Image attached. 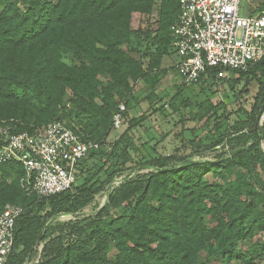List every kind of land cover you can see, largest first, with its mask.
Masks as SVG:
<instances>
[{
	"label": "trees",
	"instance_id": "16d2710c",
	"mask_svg": "<svg viewBox=\"0 0 264 264\" xmlns=\"http://www.w3.org/2000/svg\"><path fill=\"white\" fill-rule=\"evenodd\" d=\"M179 14V0H0V118L18 119L28 130L77 119L79 126L64 122L85 139L102 141L78 168L83 184L49 197L21 185L20 162L0 163V214L8 203L24 207L6 264H25L42 242L31 264H264V139L257 124L264 59L246 72L231 71L238 76L229 81L232 88L245 82L237 99L258 83L251 110L182 101L196 122L236 115L227 130L230 154L196 160L194 154L220 143L202 146L194 139L191 154L147 160L142 149L148 142L139 145L129 134L138 119H128V107L129 128L109 140L113 114L122 102L129 106L138 81L152 90L149 99L155 95L166 71L163 59L173 54ZM144 41L147 62L138 55ZM220 71L208 69L200 82ZM115 143L121 145V169L92 183L85 177L87 163L97 155L108 161L103 148ZM142 168L151 169L137 172ZM122 171L129 172L111 189L108 202L95 214L79 216ZM61 214L77 218L52 224Z\"/></svg>",
	"mask_w": 264,
	"mask_h": 264
},
{
	"label": "built area",
	"instance_id": "2783aa9c",
	"mask_svg": "<svg viewBox=\"0 0 264 264\" xmlns=\"http://www.w3.org/2000/svg\"><path fill=\"white\" fill-rule=\"evenodd\" d=\"M242 14L243 0H179L173 59L186 85L197 84L210 68L246 72L264 59V0ZM127 103L113 114L112 132L126 120ZM18 119L0 118V163L20 162L21 185L37 197L65 192L77 182L80 164L102 141L85 139L64 121L21 129ZM24 207L8 203L0 214V264L13 250L15 226Z\"/></svg>",
	"mask_w": 264,
	"mask_h": 264
},
{
	"label": "rangeland",
	"instance_id": "374dc122",
	"mask_svg": "<svg viewBox=\"0 0 264 264\" xmlns=\"http://www.w3.org/2000/svg\"><path fill=\"white\" fill-rule=\"evenodd\" d=\"M56 1V0H53ZM257 0H243V10L242 14H248L249 10L257 5ZM159 18V5L155 6L153 20L155 28L158 26L157 20ZM139 24V19L136 17L134 19L133 25L136 28ZM147 42L140 47V53L138 54L142 59L147 62L149 60L148 56H145ZM154 49V47H152ZM67 60L72 61V57H68ZM173 54L167 53L162 62V68L165 72L160 73L161 80L158 83L155 95L149 99L152 93L150 87L144 82L140 81L136 84L134 88L133 98L129 103L128 107V119L135 116L138 119V123H134L132 129H130L129 134L134 140L140 145L142 142H148L146 147L142 149L145 158L149 160L151 157L164 156L169 154H176L177 156H184L191 154L193 152V147L189 144L190 141L197 139L203 144L202 146H211L220 143L216 148L210 149L201 154H194L196 160H214L219 155L230 154L232 151V145L228 141V131L229 126L237 118L233 115L230 121L225 120L223 117L212 118L209 120H203L196 122L191 120L189 117L190 108L182 105L183 100H191L193 103L205 102L207 100L213 102L214 104H219L220 102L225 104L228 111H237L239 104L243 105L245 110H251L255 96L258 92V83L253 81L250 85V94L241 95L237 99V94L239 91L244 89V81L240 84L232 85L229 81H234L236 74L230 70L224 71L222 74L218 73V76L207 82H198L194 85H186L180 79L177 70L174 68ZM70 95L68 94L65 98L66 105L71 106L69 102ZM222 110L219 111L220 115ZM243 116V113L237 114ZM72 118H74L72 116ZM67 123L73 122L79 126V121L77 119L68 120ZM130 122L126 121L124 126L116 131H113L109 136V140L114 142L118 139L120 135L129 128ZM264 148V142L262 143ZM105 152L109 155L108 161L106 157L97 155L95 158L91 159L87 163V172L85 177L90 178L92 183H100L107 180L109 175L121 169L120 163L122 162L121 145L111 144L108 147L103 148ZM151 168H142L137 170V172H147ZM129 171H122L120 174H116L115 179L110 182L105 190L99 192L93 202L86 206L79 216L95 214L108 202L109 186L115 180L117 183H113L110 190L118 182L123 181L125 176H127ZM135 172L133 175H135ZM209 178L210 175H208ZM84 178V177H83ZM76 182V184H83L84 179ZM212 180V178H211ZM77 216L72 214H61L60 216L53 219V222L57 220L64 223L69 220L76 219ZM57 233L59 232L56 231ZM44 242L37 245V253L31 256L30 260H27L25 264H31L38 260ZM243 246V245H241ZM114 249L111 255L114 254ZM212 264H220L219 262H213Z\"/></svg>",
	"mask_w": 264,
	"mask_h": 264
},
{
	"label": "water",
	"instance_id": "95a60500",
	"mask_svg": "<svg viewBox=\"0 0 264 264\" xmlns=\"http://www.w3.org/2000/svg\"><path fill=\"white\" fill-rule=\"evenodd\" d=\"M257 124H258V126H259V128H260V131H261V133H262V136H263V139H264V126H263V124H264V104L262 105V108H261V110H260V112H259V114H258V116H257ZM120 182H122V181H120ZM120 182H118V183H120ZM113 183H117V180H115ZM113 183L112 184H110V186H109V193H110V187L113 185ZM50 223V222H49ZM48 223V224H49ZM47 224V225H48ZM47 227V226H46ZM46 227L44 228V230H46Z\"/></svg>",
	"mask_w": 264,
	"mask_h": 264
},
{
	"label": "crops",
	"instance_id": "0c3cea01",
	"mask_svg": "<svg viewBox=\"0 0 264 264\" xmlns=\"http://www.w3.org/2000/svg\"><path fill=\"white\" fill-rule=\"evenodd\" d=\"M140 81H138L136 84H138Z\"/></svg>",
	"mask_w": 264,
	"mask_h": 264
}]
</instances>
